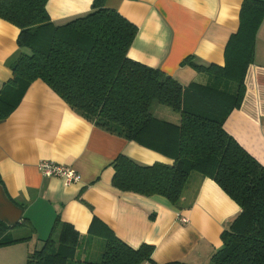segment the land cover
<instances>
[{
	"label": "crops",
	"instance_id": "obj_1",
	"mask_svg": "<svg viewBox=\"0 0 264 264\" xmlns=\"http://www.w3.org/2000/svg\"><path fill=\"white\" fill-rule=\"evenodd\" d=\"M243 2L105 0L104 6L137 28L128 58L160 69L187 87L206 84L210 78L207 71L183 64L185 59L200 67L224 66L230 37L240 27ZM92 4L93 0H48L46 11L53 23L63 24L90 12ZM18 35L15 25L0 18V90L22 52ZM152 114L171 123L180 119L156 104ZM223 127L264 166V19L244 76L241 104ZM120 154L140 165L173 162L95 126L44 82L31 83L18 106L0 121V183L24 209L20 222L6 234L26 238L0 247V264H26L50 236L57 244L63 228L90 236L91 245H99V257L102 235L110 231L132 248L152 246L151 261L144 264H213L211 258L222 248V234L239 214V206L215 181L196 173L190 175L177 205L158 195L120 191L112 186V163ZM43 160L71 167L80 179L66 186L64 178L43 175L38 169Z\"/></svg>",
	"mask_w": 264,
	"mask_h": 264
},
{
	"label": "trees",
	"instance_id": "obj_2",
	"mask_svg": "<svg viewBox=\"0 0 264 264\" xmlns=\"http://www.w3.org/2000/svg\"><path fill=\"white\" fill-rule=\"evenodd\" d=\"M104 1L93 0L90 12L55 24L46 11L48 0H0V18L19 29L17 44L22 50L10 67L12 77L0 90V121L18 106L31 83L44 82L95 126L173 161L140 165L120 154L112 163L113 187L162 196L177 205L191 174L211 178L240 208L223 232V246L212 256V263L264 264V166L223 127L242 101L244 76L264 19V1L244 0L240 27L230 37L223 67H200L190 58L183 61L207 71L210 78L206 84L187 87L160 69L128 58L137 28L117 11L106 8ZM155 104L178 113L179 122L154 116L151 109ZM9 229L0 221V247L26 239H13L6 234ZM102 236L104 249L99 262L77 256L90 236L63 228L57 244L50 236L30 254L26 264L151 261L152 246L132 248L110 231Z\"/></svg>",
	"mask_w": 264,
	"mask_h": 264
},
{
	"label": "water",
	"instance_id": "obj_3",
	"mask_svg": "<svg viewBox=\"0 0 264 264\" xmlns=\"http://www.w3.org/2000/svg\"><path fill=\"white\" fill-rule=\"evenodd\" d=\"M23 212L24 209L7 196L3 185L0 183V221L11 228L20 222Z\"/></svg>",
	"mask_w": 264,
	"mask_h": 264
},
{
	"label": "built area",
	"instance_id": "obj_4",
	"mask_svg": "<svg viewBox=\"0 0 264 264\" xmlns=\"http://www.w3.org/2000/svg\"><path fill=\"white\" fill-rule=\"evenodd\" d=\"M38 169L45 176L64 178L66 186L80 179V175L71 167L58 165L49 160L41 161L38 164Z\"/></svg>",
	"mask_w": 264,
	"mask_h": 264
},
{
	"label": "rangeland",
	"instance_id": "obj_5",
	"mask_svg": "<svg viewBox=\"0 0 264 264\" xmlns=\"http://www.w3.org/2000/svg\"><path fill=\"white\" fill-rule=\"evenodd\" d=\"M159 107L167 109L173 115L179 116L178 113L173 112L170 108H168L166 106L159 105ZM151 111H152V109H151ZM158 117H159V115H158ZM96 241H102L103 242V240H99V239H97ZM39 249H40V247H38V250ZM103 249H104V245L102 246V249H101V253H100L101 255H102ZM77 251H78V255H77L78 257L83 256L84 259L89 261V262H99L101 259V257L98 256V251H100L99 245L98 244H92L91 245L90 241L84 240Z\"/></svg>",
	"mask_w": 264,
	"mask_h": 264
}]
</instances>
